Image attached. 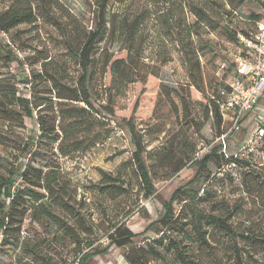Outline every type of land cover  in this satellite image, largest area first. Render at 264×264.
Wrapping results in <instances>:
<instances>
[{
	"label": "rangeland",
	"instance_id": "rangeland-1",
	"mask_svg": "<svg viewBox=\"0 0 264 264\" xmlns=\"http://www.w3.org/2000/svg\"><path fill=\"white\" fill-rule=\"evenodd\" d=\"M26 5H31L37 20L0 32V101L5 102L4 109L0 105V175L8 177L19 170L14 175V187L19 189L23 188L19 173L27 163L44 173H57L58 194L43 200L62 195L67 206L56 210V220L39 216L37 221L23 206L28 202L20 200L12 210L15 224L7 236L0 235V264H72L82 251L107 247V237L116 225L138 233L158 219L163 202L196 172L197 165L174 171L186 153L194 147V160L199 161L217 146L214 117L207 112L205 99L229 81L234 59L241 52L235 33L254 28L255 21L264 16V1L108 0L107 27L96 44L86 77L93 110L78 132L68 136L61 131L73 121L67 111L88 108L59 97L70 95L82 69L71 55L66 37L39 15L36 0H0V13ZM51 14L75 27L78 43L97 22L95 0H54ZM127 21L132 24L126 26ZM126 54L128 77L140 80L113 86L109 60ZM3 92L27 97L32 116L26 115L23 106L8 101ZM263 112L264 97L240 120L238 130H230L231 124L223 119L222 128L227 132L224 152L241 161L234 166L211 157L206 170L216 174V179L201 184L210 193L201 205L209 208L216 195L224 197L238 209L232 223L248 233L264 232V138L255 133L256 119ZM39 115L48 130L54 127L57 141L39 138ZM123 119H131L141 135L142 158L153 186L151 196L143 195L132 158L134 146ZM191 123L199 125L198 131L189 128ZM179 137L190 141L181 151L176 146ZM101 171L118 178L119 187L106 190ZM35 191L45 193L39 188ZM173 206L175 211L179 209V203ZM67 225L75 227L78 239L69 234ZM156 227L133 237L131 245H144L155 237ZM215 233L211 230L210 235L215 237ZM246 245L249 264H264L261 243ZM128 248L110 245L87 263L128 264L124 257ZM217 252L222 263L230 262L231 254ZM151 264L175 263L166 254Z\"/></svg>",
	"mask_w": 264,
	"mask_h": 264
},
{
	"label": "trees",
	"instance_id": "trees-1",
	"mask_svg": "<svg viewBox=\"0 0 264 264\" xmlns=\"http://www.w3.org/2000/svg\"><path fill=\"white\" fill-rule=\"evenodd\" d=\"M36 1L39 15L49 19L51 23L60 30L62 35L66 37L65 41L68 43L67 47H69L71 55L76 59L82 69V73L78 78L77 86L70 89V95L68 97H59L74 102H82L88 108L79 107L78 109L72 108L67 111V117H71L73 121L67 125L68 127L61 129V131L68 136L69 133L73 134L78 132L77 130L83 126L84 118H86L87 114L91 113L93 110L86 85V77L87 70L93 62V55L97 51L96 44L101 39L107 27L106 9L108 0H95L97 22L94 28H91L86 32L80 43L77 41L75 27H72L70 22L59 21L51 14V10L54 7V0ZM36 20V13L33 11L31 5L10 8L0 13V32L8 33L11 29L20 24H31ZM258 20L259 19L256 21ZM130 24L132 23L127 21L126 26ZM238 33L247 34L248 32H236V43H238ZM128 63L127 54L124 56H112L110 58L108 72L111 76V83L113 86L118 87L119 85L129 84L133 81L140 80L137 78L130 79L128 77ZM144 81L145 80H143V82ZM226 86V83H224L220 89L225 88ZM220 89L216 95H211L205 99L206 110L209 113L211 112L214 117L217 131L216 138L224 133L222 128L223 118L217 103ZM2 94L3 96L6 94L5 98H8V101L16 102L23 106L28 117L32 116V108L30 107V101L27 97L19 94L16 95L15 92H3ZM0 105L3 106L4 109L5 102L0 101ZM183 108H188L187 103H183ZM109 112L111 111L109 110ZM123 120L127 126L131 142L134 146L132 158L136 164V172L141 183L143 195L146 197L151 196L153 193V186L149 170L142 158L144 146L141 135L136 132L134 123H132L131 119ZM189 122L193 121L190 120ZM37 123L40 130L39 138L47 137L57 141L58 138L53 134V132L55 133L54 127L52 128V131L48 130L43 123L41 115L37 117ZM196 125L197 123H191L189 128H194L198 131L199 125ZM262 138H264V133L260 136V139ZM189 143L190 141L187 137H179L176 146L177 148L179 147V150L181 151L182 149H186L188 145H190ZM177 148L176 152L179 151ZM224 148L225 145L218 141L216 147H214L209 153L204 154L199 161H196L194 160L195 149L194 147H191L190 151L186 153L185 157L178 163L174 171H178L185 166L197 165L196 172L189 181L177 187L171 193L168 200L163 202L162 215L158 219L149 222L143 230L138 233L131 231L123 224L116 225L113 232L107 237L109 239L108 246L114 245L118 248L129 246L124 254L125 260L128 264H151L157 258H164L166 254L172 255L175 264H249V255H245L247 252L246 244L253 245L256 242H259L264 248V232L248 233L245 228H239L232 223V218L238 212V209H236L235 205L230 206L224 197L219 198V195H216L214 197L215 199L211 201V206L209 208L201 205V200L210 194L208 188L205 186L202 188L201 184L216 179V174L210 173L206 170V164L210 161L211 157L216 156L220 161L234 166L241 161L233 155H227L224 152ZM24 150H26V148H24ZM18 171L19 170L10 172L8 177L0 175V185L2 190V192H0V235L7 236L9 229L15 224L13 222L14 216L12 210L19 205L20 200L28 202L27 205L26 203H23V206L25 209H30V216L37 221L41 220L39 216L43 220H56V210H65L67 206L62 195H58L53 201H51V199L49 201L47 199L43 200L44 197H49V195H53L54 193L58 194L56 188L59 185V176L57 173H44L41 169L35 168L27 163L23 171L19 173L23 188L18 189L14 187V175ZM101 172L106 179V190H109L108 188L112 187H119L116 184L118 178L108 175L103 171ZM219 172H221V168L219 169ZM224 173L225 171H222L220 175L224 176ZM35 188L43 189L45 193H38L35 191ZM200 190H202L201 195L199 194ZM34 193L39 195L33 196ZM24 196H27V199H24ZM212 196H214V193H212L211 197ZM174 203H179V209L177 211L174 209ZM78 218H76V220ZM155 227V237L146 241L144 245H131L133 237L143 235ZM66 229L69 231V234L75 237V239H78L79 233L76 232L73 225H67ZM84 230L85 229H83L82 232L87 231ZM211 230L215 231L217 236L214 237L212 234L210 235ZM238 240L243 242L242 246L238 243ZM108 246L101 250L94 249L92 251H82L74 258L73 262L78 260V264H88L87 262L89 259L97 254L106 252ZM218 249L228 255H232L230 257V262H221V258L217 254Z\"/></svg>",
	"mask_w": 264,
	"mask_h": 264
},
{
	"label": "built area",
	"instance_id": "built-area-1",
	"mask_svg": "<svg viewBox=\"0 0 264 264\" xmlns=\"http://www.w3.org/2000/svg\"><path fill=\"white\" fill-rule=\"evenodd\" d=\"M237 42L242 53L235 57L232 75L217 99L222 118L231 124L230 130H238L240 120L264 97V16L247 34L238 33ZM256 120L255 133L260 137L264 133V112ZM226 137L224 132L217 140L225 145Z\"/></svg>",
	"mask_w": 264,
	"mask_h": 264
}]
</instances>
